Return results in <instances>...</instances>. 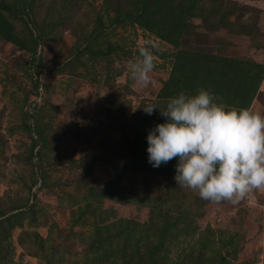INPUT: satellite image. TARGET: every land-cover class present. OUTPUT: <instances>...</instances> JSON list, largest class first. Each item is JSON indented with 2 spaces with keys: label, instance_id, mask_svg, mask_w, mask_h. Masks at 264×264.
<instances>
[{
  "label": "rangeland",
  "instance_id": "rangeland-1",
  "mask_svg": "<svg viewBox=\"0 0 264 264\" xmlns=\"http://www.w3.org/2000/svg\"><path fill=\"white\" fill-rule=\"evenodd\" d=\"M1 1L11 10L17 2ZM205 1L204 8L236 6L249 13L251 20L258 17L260 26L251 35L239 36L219 29L207 32L203 21L196 19L195 29L203 33L202 49L264 65V0ZM34 4L37 25L53 30L39 47L42 73L38 78L50 85L43 112L52 115L45 120L49 145L40 150V160L33 158L35 130L27 128L25 115L29 98H34L31 77L35 76L26 64L33 53L0 35V213H6L0 220L27 207L21 225L11 230L9 224L3 227L0 264H118L119 248L129 244L114 227L132 220L129 227L136 240L129 254L138 255L155 239L153 225L166 216L177 220L181 231L166 241L155 264H222L223 256L227 264H264V192L256 191L238 205L214 204L176 185L174 175L145 172L129 173L122 180L130 202L88 199L89 189L105 187L114 175V162L122 161L117 151H125L123 127L117 115L131 118L143 105L158 101L172 72L171 55L177 50L137 24L114 23L115 10L123 12L129 6L125 0H35ZM66 8L68 17L62 10ZM0 12L11 20L17 40L24 43L28 38L24 23L1 6ZM228 19L234 22L235 16ZM61 20L66 23L58 24ZM183 39L184 49L197 48L192 34ZM108 42L116 46L108 59L93 64L89 53L83 55L90 80L78 76L86 71L81 66L75 75L55 72L78 46L104 50ZM141 47L151 48L156 56L151 82L143 87L128 73L129 62ZM106 110L111 120L103 115ZM249 110L264 115V80ZM79 129L84 135L77 139ZM57 134L65 135L59 141L54 139ZM101 238L106 240L104 248L98 244Z\"/></svg>",
  "mask_w": 264,
  "mask_h": 264
},
{
  "label": "trees",
  "instance_id": "trees-1",
  "mask_svg": "<svg viewBox=\"0 0 264 264\" xmlns=\"http://www.w3.org/2000/svg\"><path fill=\"white\" fill-rule=\"evenodd\" d=\"M34 1L17 0L13 10L4 4V1H1L0 6L2 9L9 12L12 11L14 15L12 12L11 15H13L14 19H18L24 23L28 38L27 40H22L24 43L17 40L19 39L18 33H16L14 25L8 17H4L5 15L2 12H0V35H3L8 42L17 43L21 48L33 53L32 58L26 64L30 68V71L32 68V74L35 76V79L31 77L34 83V98H29L28 104L25 107V115L27 118V128L35 130L33 132L31 155H33V158L40 160L42 152L40 150L45 149L49 145V141L45 135L47 129L45 120L46 118H51L52 115L48 111H46L45 115L43 113L48 104L47 95L50 85L48 82L42 83L38 78L42 73L41 48L39 49V47L42 46L41 43L44 42L53 30L47 32L46 27L37 25L33 13ZM125 2L129 3V6L125 9L123 8V12L121 11L122 8L115 10L114 23L124 24L128 22L133 26L137 24L141 29L150 32L177 50L175 54L171 55L173 59L172 72L157 96L158 101L160 99L168 100L175 97L177 91L184 92L185 94H195L198 87H203L211 90L215 94L217 102L226 105L228 109H249L254 99L258 97V92L264 80V65L253 60L244 61L239 58L226 56L223 54V51L217 54L205 52L201 47L203 43L200 38L203 36V33H199L195 29L194 20L201 19L203 21V28L207 32L219 29L225 30L227 33H231V35L248 36L252 34L253 28L256 25L260 26L258 24V17L251 20V17L247 16L249 13L245 14V12L239 11L236 6H231L227 10L217 7L204 8L206 5L205 0H125ZM62 10L66 14L67 8ZM231 16H235L234 22H230L228 19ZM66 17H68L67 14ZM65 23L63 20L58 22V24ZM96 34L98 33L96 32ZM191 34L197 38L192 40L197 45V48H192V50L184 49L182 46L184 43L183 38ZM89 40L85 39L86 44H89ZM39 50L40 55H37ZM115 50L116 46L110 42H108L104 50L100 49V47L97 48L95 45H92V47L88 45L78 46L75 53L72 56L70 54L67 55L63 60L64 62H59V66L54 70L60 74L68 73L75 75L77 69H79L78 67L81 66L82 69L86 70L83 72L85 75L82 73L78 76L89 77L90 68L87 67L86 62L82 61L83 55L89 53V57L95 60L93 64H97L99 59H108L107 57ZM161 56L166 57V55ZM93 64L92 66L94 67L95 65ZM38 99L41 101L39 102ZM157 102H152L151 104L157 107L152 115H147L144 112L143 107L146 105H143L131 118L127 117L124 119L120 115H117L116 119L120 121L123 127V148L125 151H117V154L120 153L122 161H117L118 164L114 162V175L105 187H91L89 189L88 199L100 198L116 202L132 201L124 195L125 187L122 185V180L129 173L148 172L150 174L175 176V166L178 163V159H173L167 164H161L158 168H154L148 162L147 136L157 124L166 122V119L160 115L159 111H163L169 101L164 103ZM115 112L117 113V111ZM103 115L105 118L111 120L108 110ZM63 135L65 134H57V137L55 136L54 139H59L60 141ZM82 135H84V131L79 129V133H75V138L80 139ZM37 166L39 164L37 165L36 163ZM179 190L178 187H175V191L178 192ZM127 195L129 194L127 193ZM17 210L18 212L14 215H9L6 219L0 220V234L3 232V227L6 224H9V230L17 225H21L22 217L27 213V207H19ZM5 214L0 213V218H3ZM125 222V226L121 223L114 227L117 232H122L126 243L129 244V246L119 248V251H122L119 254L121 264H143V261H145V264H148V262L155 264L156 257L166 241L177 237L181 231L178 229L179 224L177 220L171 221L166 216L161 222L163 227H159L161 224L153 225L155 239L149 243L148 249L144 253L138 251V255L135 253L131 255L129 254V249H133L131 245L135 244L136 233L129 227V225H133L131 224L132 220ZM98 241L100 248H104L105 238H101ZM226 260V256H223L221 258L222 264H227ZM110 264L113 263L111 262Z\"/></svg>",
  "mask_w": 264,
  "mask_h": 264
},
{
  "label": "clouds",
  "instance_id": "clouds-1",
  "mask_svg": "<svg viewBox=\"0 0 264 264\" xmlns=\"http://www.w3.org/2000/svg\"><path fill=\"white\" fill-rule=\"evenodd\" d=\"M156 56L141 47L130 61L131 80L143 87L151 82ZM155 105L143 107L147 115ZM147 136L148 162L158 168L173 159L176 185L214 204L238 205L256 191L264 192V115L218 103L215 94L198 87L170 98Z\"/></svg>",
  "mask_w": 264,
  "mask_h": 264
},
{
  "label": "built area",
  "instance_id": "built-area-1",
  "mask_svg": "<svg viewBox=\"0 0 264 264\" xmlns=\"http://www.w3.org/2000/svg\"><path fill=\"white\" fill-rule=\"evenodd\" d=\"M38 101L40 102L41 100H40V99H38Z\"/></svg>",
  "mask_w": 264,
  "mask_h": 264
}]
</instances>
